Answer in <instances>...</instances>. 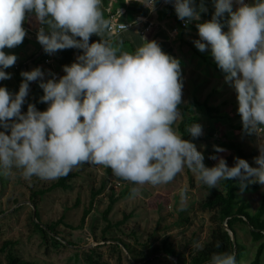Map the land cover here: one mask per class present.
<instances>
[{"label":"clouds","instance_id":"obj_1","mask_svg":"<svg viewBox=\"0 0 264 264\" xmlns=\"http://www.w3.org/2000/svg\"><path fill=\"white\" fill-rule=\"evenodd\" d=\"M137 2L155 11L156 0ZM236 2L239 7L234 11L233 0H214L212 18L196 25L200 39L193 43L201 52L210 47L225 82L237 94L243 130L257 136L264 130V0ZM101 3L0 0V80L11 79L4 69L18 58L4 49L23 42L27 14L34 13L41 25L37 40L45 53L83 50L76 62L63 67L65 75L58 80L49 73L53 78L45 82L44 71L36 67L21 73L17 93L0 87V175H11L15 168L26 180H55L83 163L102 165L136 185L130 190L133 197L141 194L140 186L170 183L185 167L209 189L232 179L238 180L241 192L249 184L264 185V148L259 145L256 167L239 157L229 167L215 155L209 158L218 163L205 166L203 153L173 128L181 116L179 59L162 51L155 40L142 37V45L129 52L103 39L111 22L104 18ZM173 6L178 19L187 18L186 23L199 21L200 14L207 12L203 0L199 6L195 0H174ZM225 13L227 32L222 30ZM120 27L127 30L125 24ZM93 34L101 39L89 43ZM33 81H40L44 93L40 102L48 107L40 111L29 103L22 112ZM187 132L198 138L202 126L192 123ZM215 151L226 149L215 147ZM179 195L183 205L188 189L182 188ZM209 264H238L236 253H213Z\"/></svg>","mask_w":264,"mask_h":264},{"label":"rangeland","instance_id":"obj_2","mask_svg":"<svg viewBox=\"0 0 264 264\" xmlns=\"http://www.w3.org/2000/svg\"><path fill=\"white\" fill-rule=\"evenodd\" d=\"M27 16L31 17L28 19L30 23L37 21L34 13ZM38 48V41L29 39L15 48L4 50L28 54L30 50L38 51ZM206 67L207 64L197 55L191 60L189 58L187 65H181V104L188 105L192 93L200 101L213 98L215 89L212 87H217V81L214 80L218 79V71L214 66H211V70ZM206 79L210 82H206ZM202 82L207 83L205 87L201 86ZM231 90L233 92L227 84L216 102L223 99L231 101ZM36 108L46 110L38 106ZM191 110L196 114L195 123L200 124L202 129L211 125L210 130L196 140L197 145L199 143L197 150L203 153L206 167L218 163V160L209 158L213 155L224 158L229 167L234 166L236 157L245 159L252 167L257 166L254 158L260 154L258 145L264 148V130L257 136L243 130L238 102L233 106L220 105L223 115L215 118L198 103ZM230 110L233 120L228 119ZM229 121L231 124H228ZM215 147L226 151L216 152ZM21 172L13 168L11 175H0V264H8L9 250L41 264H88L85 257L92 248L96 249L95 255H102L108 264H191L190 255L210 240L212 230L217 226V210L203 205L211 190L187 167L168 184L140 186L141 194L136 197L130 191L136 185L115 176L110 168L102 165L80 164L70 171L73 173L69 180L72 185L70 188L57 187L51 190L48 186L57 179L41 180L33 177L26 180ZM222 184L223 181L217 186L223 187ZM45 187L44 194L32 195L34 190ZM182 188L188 189V199L183 205L179 195ZM111 192L118 196V200L108 215L112 226L105 229L108 220L104 216V209L110 201ZM263 193L264 185L260 184L256 189L239 190L238 196L249 202L250 210L255 211ZM33 198L37 200L38 207ZM90 206L91 212L82 221L84 209ZM38 209L40 218L37 217ZM34 221L43 226L57 223L58 237L65 244L45 242ZM250 228V225L242 222L237 225L239 239L246 247L243 264H253L256 251ZM166 239L181 253L180 258L163 250L153 253L155 246L162 247ZM5 241L10 242L3 249ZM125 242L129 248L125 247ZM197 244L199 247H196ZM147 255L150 261L145 258Z\"/></svg>","mask_w":264,"mask_h":264},{"label":"trees","instance_id":"obj_3","mask_svg":"<svg viewBox=\"0 0 264 264\" xmlns=\"http://www.w3.org/2000/svg\"><path fill=\"white\" fill-rule=\"evenodd\" d=\"M201 3V2H200ZM199 3V4H200ZM204 3V2H203ZM103 15L104 10L101 8ZM208 14L211 18L213 13H205ZM105 18V17H104ZM228 16L225 15L224 20L222 22H226ZM97 35L93 34L91 37H96ZM90 37V38H91ZM28 38L25 37L24 40ZM77 39H80L77 37ZM40 49V48H39ZM39 51V50H38ZM78 52V49L71 48L65 50H58L57 53V63L59 68H63L65 65H71L75 62V54ZM47 55L45 51L34 61L32 64L42 63L43 58ZM34 55L32 54L31 57ZM48 68H53V66H48ZM34 69V68H33ZM27 70H30L28 68ZM21 71V70H20ZM23 72V71H21ZM65 75L64 71L62 72V76ZM61 76V77H62ZM48 77L44 76V81L46 82ZM40 81H35L34 86L31 91L28 93L26 97L25 103L23 104L22 112L27 111V106L29 103L35 104V106L41 107L43 109H47L48 105L46 103L40 102V97L43 96V90L39 87ZM31 82H29V87ZM199 102L197 99H193L188 105L182 106L183 110V118L179 122L178 129L180 131V135L187 140H191L194 144H196V140L198 138H193L188 132V127L193 122V117L191 116V108L195 103ZM200 103V102H199ZM201 104V103H200ZM203 105L207 108L210 114L218 110L217 106L209 105L204 102ZM181 106V105H179ZM178 106V107H179ZM241 150V149H240ZM73 176L72 172H69L68 175L62 176L58 178L56 181L52 182L48 189H53L57 187L70 188L72 185L70 183V178ZM239 182L236 179L223 181V187L217 186L216 188L210 189L211 193L209 197L204 201L203 205L205 207H210L217 210V226H215L212 230L211 238L206 244L197 249L195 253L190 255V263L191 264H209L211 260V256L213 253L217 252H235L236 259L238 264L242 261L244 253L246 251L245 245L240 241L239 234L237 230L238 223L242 222L247 225H251L250 232L252 234V239L256 242V251L253 259V264H264V193L262 195L259 206L255 211L250 210V203L241 199L238 196ZM259 183L249 184L245 189H256L259 187ZM46 192V187L40 190H34L32 192L33 196L42 195ZM95 196V194H94ZM118 200V196L115 195L114 192L110 194V201L107 207L104 209V216L108 220V223L105 226L109 228L112 226V222L109 220L108 215L110 214L115 202ZM33 202L38 207V202L35 198H33ZM91 206L84 209V213L82 216V221H85L86 217L91 212ZM37 217L40 218L39 209L37 210ZM127 217V216H126ZM229 228L233 230L235 233V240L233 239L230 231L225 226V219ZM123 222V219H122ZM35 226L41 231L42 238L45 242H52L54 245H62L65 244L58 237L59 232L57 230V223H46V226H43L40 222L34 221ZM8 242L5 241L3 245V249L7 248ZM12 242V241H11ZM72 244L71 241H69ZM163 246H155L153 249V253L157 251H165L167 254H172L175 256L181 257V253L176 251L171 243L166 239L163 241ZM126 247L129 248V245L125 242ZM217 244L220 246L217 247ZM118 245V244H117ZM95 248H92L89 253L86 254V261L88 264H108L102 258V255H95ZM149 255L145 256L148 258ZM8 264H41L35 260L25 259L15 254L13 251L9 250L7 253ZM150 261V259L148 260ZM42 264H55L52 262H46Z\"/></svg>","mask_w":264,"mask_h":264},{"label":"crops","instance_id":"obj_4","mask_svg":"<svg viewBox=\"0 0 264 264\" xmlns=\"http://www.w3.org/2000/svg\"><path fill=\"white\" fill-rule=\"evenodd\" d=\"M201 2V0H195V3L197 6H199V3ZM203 4L205 5V7L207 8V12H202L201 18L199 21H192V23L190 24L189 27L181 29L178 33H175L173 31V27L175 25V17H176V12H175V8L173 6H169V5H158L155 6V11H150L146 6H144L141 3H138L137 0H103V4H101V8L104 10V17L105 19L109 20L108 18V12L105 9L106 7L110 6L113 10H118L120 9V11L122 12L121 15V19L122 20H126V21H130V20H134L136 19L138 16H143V15H147L149 16L151 19H153L154 21V25L153 27L143 33L142 32V28L145 26V23H139L136 26H134L133 28H129L127 30H125L124 32H122L119 36H117L115 39L110 40L109 42L113 44V46H117L120 47L121 50L124 48H128L130 50H132L133 52L142 45L143 40L142 37L147 40V41H151V40H155L159 43L162 51H164L166 54L179 59L180 64H186L190 58V60L195 57L196 55L200 58H202V61L207 64L208 69L211 70V66H214L215 69H217L218 74L216 76V78H218L217 80H214V82H216V86L217 87H212L214 88V93L212 95V101L208 100L207 98H205L204 100L200 101L197 97V95L195 93L190 94L189 96V103L195 98L197 99L199 102H197L198 104L202 105L205 107V105H203L204 102L208 103L209 105L212 106H217L218 110L213 112V114H210L208 112V114L212 117H220L221 115H223L220 112V105L223 106H228V105H234L236 104L238 101H235V98L237 99V94L234 90V88L231 87V89H233V92L231 90V96L233 97L230 100L228 99H223L221 102H216V99L219 98V93L221 92V90H223L224 88L227 87V83L225 82L224 76L225 74L218 68L216 62L214 61V58L211 55V50L210 47L208 48V50L201 52L199 51L193 41L200 39L199 34H198V29L196 27V25L198 23H203L205 21H209L211 20V17L208 14L205 13H214L215 8H214V0H203ZM245 3H253L254 0H244ZM239 7L238 3L236 2V0H233V10L235 11L237 8ZM226 16H228L227 13H225ZM31 17L26 15V20L24 22V26L27 28H33L36 27L39 24L38 21L34 22V23H30L28 21V19H30ZM224 24L223 27V31L227 32L228 31V27H227V23L226 22H222ZM134 29V30H131ZM104 35L106 36V32L104 33ZM96 42L99 41V39L96 37H93ZM29 39H33L38 41L36 38H28L27 40H23V42H27ZM203 42V41H202ZM39 44V48L42 47V45L38 42ZM38 48V49H39ZM6 49V48H5ZM40 50V49H39ZM5 51V50H4ZM38 51L36 50H30L27 53L20 51L19 53H15V52H8L5 51L6 54H14L17 56V61L15 63L14 66L9 67L8 69H4L6 72L11 73V79H7V80H2L0 82V87H6L9 92L15 94L19 91V87L20 84L23 80V77L21 76V71H31L34 68V64H32V60L33 57H31V55H36ZM81 55V52L78 51L75 54V62H76V58L77 56ZM57 58H55V62L53 65L52 69H59L58 67V63H57ZM24 63H27L26 67L23 68ZM206 67V68H207ZM28 68H30V70H27ZM21 70V71H20ZM49 75H46V77L49 78ZM206 82H210L209 79H206ZM32 83V82H31ZM203 83V82H202ZM200 83V84H202ZM207 83H203L201 86L206 85ZM210 93V92H209ZM234 94L236 97H234ZM188 103V104H189ZM181 106H179L180 112H181V116L177 119V121L173 124V128L175 131H177L180 134V131L178 129V125L179 122L181 121V119L183 118V110H182V106L187 105V103L180 104ZM23 106V105H22ZM226 110V109H225ZM228 119L233 120V117H231V110L228 112ZM191 116L193 117V123H195L196 118V114L193 112H191ZM233 116V115H232ZM228 119H224V121H228ZM239 120V119H236ZM228 124H231V122L229 121ZM211 125L208 124L207 127H205L204 129H202V133L205 135L206 132H208V130H210ZM3 129H0V131H2ZM202 134V136H203ZM197 145V142L195 144Z\"/></svg>","mask_w":264,"mask_h":264},{"label":"built area","instance_id":"obj_5","mask_svg":"<svg viewBox=\"0 0 264 264\" xmlns=\"http://www.w3.org/2000/svg\"><path fill=\"white\" fill-rule=\"evenodd\" d=\"M101 4H103V0H102ZM161 4L162 5L173 6L174 5V0H156L155 6H158V5H161ZM105 9L108 12V18H109V21L111 22V30H110V32H106V36L103 34L102 38L106 39V40H109V41L112 40V39H115L117 36H119L122 32L125 31V30L121 29V27H120L121 24H125L127 26V29H129V28H133L134 26H136L139 23H143L144 22L145 26L142 28V32L143 33L149 31L154 25L153 19H151L147 15L138 16L134 20L126 21V20H122L121 19L122 12L120 11V9L113 10L110 6L106 7ZM186 19L187 18H185V20H180V19H178L177 14H176L175 25L173 27V31L175 33H178L181 29H184V28H187V27L190 26V24L192 22L186 23ZM22 26L26 29V36L25 37H27V38H37V31H38V29H39V27L41 25H38V26L33 27V28H27V27L24 26V24ZM97 38L99 40L101 39L99 36H97ZM92 42H96V40L93 37H91L90 40H89V43H92ZM122 50L123 51L133 52L132 50H130L128 48H124ZM78 51L81 52V55L83 54V50L78 49ZM40 55H38L35 59H37ZM56 57H57V53H54V54H51V55L47 54L42 60L43 64L42 63H36V64H34V68L40 67L42 69V71H44L45 75H49V73L54 74L55 78L58 80L62 76L63 68H59V69H55L54 68L52 70L50 68H48L49 65L50 66L54 65ZM35 59H33L32 61H34ZM51 78H53L52 75H50L48 79H51ZM1 81L2 80H0V82Z\"/></svg>","mask_w":264,"mask_h":264},{"label":"water","instance_id":"obj_6","mask_svg":"<svg viewBox=\"0 0 264 264\" xmlns=\"http://www.w3.org/2000/svg\"><path fill=\"white\" fill-rule=\"evenodd\" d=\"M36 39H37V38H36ZM43 51H44V49H43V47H41L40 50L37 52V54L34 55L33 59H35V58H36L38 55H40ZM26 65H27V63H24L23 68L26 67ZM34 83H35V81H33V82L31 83V85H30V87H29V92L31 91L32 87L34 86ZM226 220H227V218L225 219V226H226V228L230 231V233H231L233 239L235 240V233L233 232V230H231V229L229 228L228 224L226 223ZM250 227H252V226L250 225ZM124 246H125V245H124ZM125 247H126V246H125Z\"/></svg>","mask_w":264,"mask_h":264}]
</instances>
